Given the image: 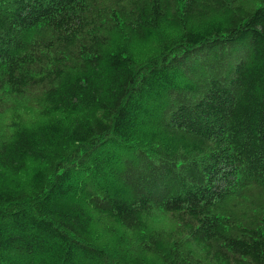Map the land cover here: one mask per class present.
Segmentation results:
<instances>
[{"label":"trees","instance_id":"1","mask_svg":"<svg viewBox=\"0 0 264 264\" xmlns=\"http://www.w3.org/2000/svg\"><path fill=\"white\" fill-rule=\"evenodd\" d=\"M0 264H264V0H0Z\"/></svg>","mask_w":264,"mask_h":264},{"label":"rangeland","instance_id":"2","mask_svg":"<svg viewBox=\"0 0 264 264\" xmlns=\"http://www.w3.org/2000/svg\"><path fill=\"white\" fill-rule=\"evenodd\" d=\"M24 179H25V177H24Z\"/></svg>","mask_w":264,"mask_h":264}]
</instances>
